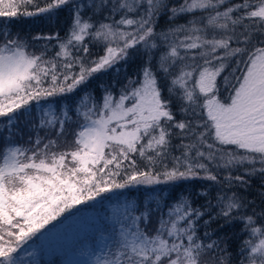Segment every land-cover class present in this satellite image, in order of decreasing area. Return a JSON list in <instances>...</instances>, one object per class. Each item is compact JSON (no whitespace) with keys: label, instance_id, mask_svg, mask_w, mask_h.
Wrapping results in <instances>:
<instances>
[{"label":"snow or ice","instance_id":"snow-or-ice-1","mask_svg":"<svg viewBox=\"0 0 264 264\" xmlns=\"http://www.w3.org/2000/svg\"><path fill=\"white\" fill-rule=\"evenodd\" d=\"M53 254L264 264V0H0V264Z\"/></svg>","mask_w":264,"mask_h":264},{"label":"trees","instance_id":"trees-1","mask_svg":"<svg viewBox=\"0 0 264 264\" xmlns=\"http://www.w3.org/2000/svg\"><path fill=\"white\" fill-rule=\"evenodd\" d=\"M16 28L22 30V31H29V30H32V31H39L41 29L43 30H47V27L45 24L41 23L39 20H36L35 22L32 20V19H22L20 20L19 22H17L16 24ZM136 63H130L128 66H127V74L128 75H132L133 73H135L136 71ZM125 75V72L124 70L122 69L121 70V73H120V77L118 79H123ZM117 78L115 76L114 73H109V74H103L99 77V80L98 81H94L93 84L95 83H99L101 81L103 82H110L112 79H115ZM182 187H189L191 188V186L189 185H183ZM261 187V182L258 178H253V181H252V188L250 189V193H249V198H252L256 195V192H257V189H259ZM101 211L99 205H97L96 209L93 210V209H89L88 212H87V215L89 217H94L95 215H97L99 212ZM81 226L77 223H72L69 230H68V236H67V239L65 241V244L66 245H71V242L73 239H75L77 237V232H78V229L80 228ZM213 227H216V225H213ZM232 231V229H228V228H225L224 230L221 231L220 234H224L226 232H230ZM65 259V257L59 255V254H53L51 256H47L45 257V260L47 261H53V262H56V264H59L60 261H63Z\"/></svg>","mask_w":264,"mask_h":264}]
</instances>
